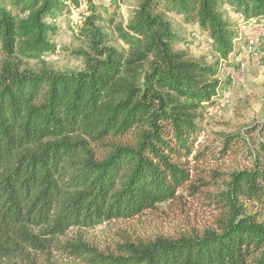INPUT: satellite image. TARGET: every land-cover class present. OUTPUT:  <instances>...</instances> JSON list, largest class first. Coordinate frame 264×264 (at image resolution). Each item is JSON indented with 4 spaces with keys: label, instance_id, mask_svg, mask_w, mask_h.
<instances>
[{
    "label": "trees",
    "instance_id": "1",
    "mask_svg": "<svg viewBox=\"0 0 264 264\" xmlns=\"http://www.w3.org/2000/svg\"><path fill=\"white\" fill-rule=\"evenodd\" d=\"M86 3L0 0V264L184 194L217 208L202 234L127 244L124 256L79 238L72 264H264V139L250 142L251 125L216 147L202 125L264 27V0H140L127 19L119 0ZM73 10L84 69L31 67L56 52V20ZM201 37L212 62L192 53ZM224 157L247 165L204 169Z\"/></svg>",
    "mask_w": 264,
    "mask_h": 264
},
{
    "label": "rangeland",
    "instance_id": "2",
    "mask_svg": "<svg viewBox=\"0 0 264 264\" xmlns=\"http://www.w3.org/2000/svg\"><path fill=\"white\" fill-rule=\"evenodd\" d=\"M87 1L82 0L80 9L87 6ZM119 1L125 19L140 2V0ZM92 2L110 7L111 0H92ZM78 16V10H73L57 18L60 31L52 38L56 52L42 60L31 61L29 63L31 67L37 68L46 64L61 72H79L84 69V58L78 51L85 46L76 38L73 31ZM107 31L112 35V45L120 46L115 31L113 29ZM242 31L245 33L246 30ZM256 35L257 48L254 53L245 52L249 63L234 79L233 87L228 88L226 93L220 92L218 103L205 112V121L202 125L207 133L206 138L216 147H219L223 139L222 135L244 134L245 128L251 125H254L256 130L248 137L250 142L256 145L264 139V27H261ZM201 38H195V44L191 46L192 53L212 62L213 56L203 44L204 38ZM220 149L215 150L216 156L219 155ZM233 164L245 167L247 162L224 157L220 161L212 160L204 169L224 171L231 169ZM181 199L180 204L163 203L159 205L157 211L147 212L130 222H102L91 227L73 228L66 236L59 239L58 244L32 249L30 257L20 259L17 264H72L73 254L69 252L72 250L70 244L77 242L79 238L86 246L102 254L124 256L128 253L122 248L127 247V244L202 234L213 225L215 216L218 215L213 200L199 194L194 196L184 194Z\"/></svg>",
    "mask_w": 264,
    "mask_h": 264
},
{
    "label": "crops",
    "instance_id": "3",
    "mask_svg": "<svg viewBox=\"0 0 264 264\" xmlns=\"http://www.w3.org/2000/svg\"><path fill=\"white\" fill-rule=\"evenodd\" d=\"M257 29H258L257 27H255V28L252 29V31L254 32V34H252L253 36L255 35V30H257ZM250 34H251V33H250ZM255 36H257V35H255ZM240 57H241V59H242V57H243L242 65H243V67H245V66L249 63V58H247V57L245 56V54L243 53V51L240 52ZM243 67L241 68V70H240L238 73H235V74H234V79H235L239 74H241V73L243 72V70H244ZM233 83L235 84V81H234Z\"/></svg>",
    "mask_w": 264,
    "mask_h": 264
},
{
    "label": "built area",
    "instance_id": "4",
    "mask_svg": "<svg viewBox=\"0 0 264 264\" xmlns=\"http://www.w3.org/2000/svg\"><path fill=\"white\" fill-rule=\"evenodd\" d=\"M257 48V41L256 40H250L249 45L247 47V54L254 53L255 49Z\"/></svg>",
    "mask_w": 264,
    "mask_h": 264
}]
</instances>
